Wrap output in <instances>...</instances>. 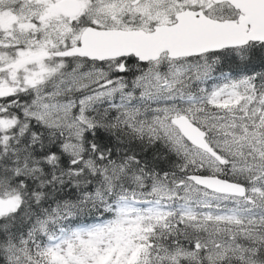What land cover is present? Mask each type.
<instances>
[{"label":"snow or ice","instance_id":"obj_1","mask_svg":"<svg viewBox=\"0 0 264 264\" xmlns=\"http://www.w3.org/2000/svg\"><path fill=\"white\" fill-rule=\"evenodd\" d=\"M0 264H264V0H0Z\"/></svg>","mask_w":264,"mask_h":264}]
</instances>
